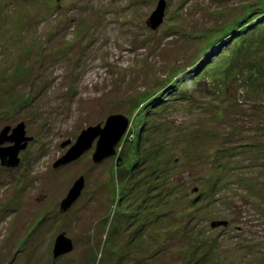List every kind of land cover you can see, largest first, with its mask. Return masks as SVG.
Returning a JSON list of instances; mask_svg holds the SVG:
<instances>
[{"label": "rangeland", "instance_id": "rangeland-1", "mask_svg": "<svg viewBox=\"0 0 264 264\" xmlns=\"http://www.w3.org/2000/svg\"><path fill=\"white\" fill-rule=\"evenodd\" d=\"M160 1L0 0V133L32 138L0 160V264H264V0H164L154 30ZM113 115L114 156L54 168Z\"/></svg>", "mask_w": 264, "mask_h": 264}, {"label": "water", "instance_id": "water-1", "mask_svg": "<svg viewBox=\"0 0 264 264\" xmlns=\"http://www.w3.org/2000/svg\"><path fill=\"white\" fill-rule=\"evenodd\" d=\"M59 1V0H57ZM166 2L161 0L156 11L152 14L148 21L149 26L156 30L162 23L165 16ZM129 118L125 115L110 116L106 123L97 126H91L84 130L78 137L76 144L73 145L68 152L54 164V168L76 161L81 158L88 150L96 143L95 152L93 153V161L96 164L101 163L106 158L116 154V147L122 141L129 127ZM10 131L12 133L10 134ZM32 138L26 137L25 125L19 124L11 130V127H6L0 133V160L2 165L8 167H17L20 164L19 153L26 149L28 142ZM12 143L11 146L3 147L5 143ZM72 140H68L62 144L66 147L72 144ZM85 188V177L81 176L70 189L68 195L61 203V212L66 213L81 197L82 191ZM227 221H214L211 226L217 228L227 226ZM74 249L73 242L65 233L59 235L55 242L54 257L58 258L64 254L72 252Z\"/></svg>", "mask_w": 264, "mask_h": 264}, {"label": "trees", "instance_id": "trees-1", "mask_svg": "<svg viewBox=\"0 0 264 264\" xmlns=\"http://www.w3.org/2000/svg\"><path fill=\"white\" fill-rule=\"evenodd\" d=\"M246 25H248V23H246L244 26H246ZM241 42H244V40H241L240 42H238V41H234V42H233V41H232L231 44H230V46H229V48H233V47L239 46V44H240ZM254 56H255V55H253V57H254ZM228 67H229V66H228ZM228 67H227V68H228ZM253 67H254V66H253ZM227 68H226V69H227ZM230 69H232V68L230 67ZM256 73L258 74V72H256ZM250 77H251V76H250ZM142 102H143V101H142ZM140 103H141V102H140ZM143 103H146V102H143ZM146 105H147V104H146ZM259 146L262 147L260 144H259ZM221 151H222V150H221Z\"/></svg>", "mask_w": 264, "mask_h": 264}, {"label": "flooded vegetation", "instance_id": "flooded-vegetation-1", "mask_svg": "<svg viewBox=\"0 0 264 264\" xmlns=\"http://www.w3.org/2000/svg\"><path fill=\"white\" fill-rule=\"evenodd\" d=\"M12 128H13V127H12ZM12 128H11V130H13ZM11 133H12V131H10V134H11ZM6 144H7V145H10V146L12 145V143H10V142L5 143V145H6Z\"/></svg>", "mask_w": 264, "mask_h": 264}]
</instances>
